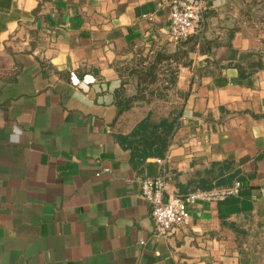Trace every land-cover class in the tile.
<instances>
[{"label":"crops","instance_id":"0c3cea01","mask_svg":"<svg viewBox=\"0 0 264 264\" xmlns=\"http://www.w3.org/2000/svg\"><path fill=\"white\" fill-rule=\"evenodd\" d=\"M167 1L0 0V264H264V0H205L178 44ZM171 111L164 153L124 145ZM156 176L242 186L160 236L141 195Z\"/></svg>","mask_w":264,"mask_h":264},{"label":"built area","instance_id":"2783aa9c","mask_svg":"<svg viewBox=\"0 0 264 264\" xmlns=\"http://www.w3.org/2000/svg\"><path fill=\"white\" fill-rule=\"evenodd\" d=\"M166 1L159 3V6ZM170 8L169 38L181 43L203 29L205 0H168ZM242 182L198 189L187 193H173L167 188L164 176L146 177L141 181V195L152 207L155 230L160 236L169 235L175 228L189 222L190 208L202 202H217L240 193Z\"/></svg>","mask_w":264,"mask_h":264},{"label":"trees","instance_id":"16d2710c","mask_svg":"<svg viewBox=\"0 0 264 264\" xmlns=\"http://www.w3.org/2000/svg\"><path fill=\"white\" fill-rule=\"evenodd\" d=\"M190 37L186 40H189ZM184 40V41H186ZM182 41V42H184ZM181 42V43H182ZM192 50L193 47H190ZM161 58L157 57L155 60L151 61V65L146 69V71H140L137 73L139 78V83L145 81L154 82L157 79L156 70L158 69ZM170 65V64H169ZM174 73H171L170 82L174 80ZM174 82V81H173ZM147 87H141L139 93L145 92ZM170 86L167 87L169 90ZM146 92L153 94L154 90H147ZM134 98L123 99L119 98L117 105L119 107V112L127 110L130 108L134 101ZM177 114V115H176ZM178 113L171 111L170 115L167 117H161L159 121H155L152 114L149 113L142 121H140L133 131L130 133L128 138H125V146L131 148L134 155L146 157L149 154H162L166 151L170 139L175 131L177 123Z\"/></svg>","mask_w":264,"mask_h":264},{"label":"rangeland","instance_id":"374dc122","mask_svg":"<svg viewBox=\"0 0 264 264\" xmlns=\"http://www.w3.org/2000/svg\"><path fill=\"white\" fill-rule=\"evenodd\" d=\"M156 80H157V79H156ZM156 80H155V81H156Z\"/></svg>","mask_w":264,"mask_h":264}]
</instances>
